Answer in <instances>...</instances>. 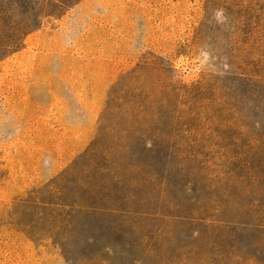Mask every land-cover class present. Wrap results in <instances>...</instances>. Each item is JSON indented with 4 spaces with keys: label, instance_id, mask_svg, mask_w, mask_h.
Returning <instances> with one entry per match:
<instances>
[{
    "label": "rangeland",
    "instance_id": "374dc122",
    "mask_svg": "<svg viewBox=\"0 0 264 264\" xmlns=\"http://www.w3.org/2000/svg\"><path fill=\"white\" fill-rule=\"evenodd\" d=\"M264 0H0V264H264Z\"/></svg>",
    "mask_w": 264,
    "mask_h": 264
},
{
    "label": "trees",
    "instance_id": "16d2710c",
    "mask_svg": "<svg viewBox=\"0 0 264 264\" xmlns=\"http://www.w3.org/2000/svg\"><path fill=\"white\" fill-rule=\"evenodd\" d=\"M240 75L264 83V67L254 66L249 71H242Z\"/></svg>",
    "mask_w": 264,
    "mask_h": 264
}]
</instances>
